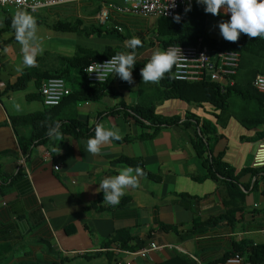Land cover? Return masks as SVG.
I'll use <instances>...</instances> for the list:
<instances>
[{
  "label": "crops",
  "instance_id": "crops-1",
  "mask_svg": "<svg viewBox=\"0 0 264 264\" xmlns=\"http://www.w3.org/2000/svg\"><path fill=\"white\" fill-rule=\"evenodd\" d=\"M120 6L121 0H78L40 9L38 12L52 17V24L68 22L81 33L69 32L73 34L70 45L55 36L53 39L52 24L50 30L38 24L43 51L34 66L53 71L59 66L56 57H71L75 47L97 53L106 47L129 52L124 44L133 36L143 41V47L136 50V61H149L155 50H163L160 41L148 40L153 28L155 33L157 18L119 13L116 7ZM100 8L107 12L104 29L118 28V34L85 36L90 28L100 26L95 18ZM150 19L153 26H149ZM7 36L1 34L0 43ZM0 51V264H221L236 245H264V168L239 175L229 188L220 180L204 178L205 167L192 143L199 135L198 126L189 120L183 127L181 117L190 113L215 127L210 154H221V161L234 170V175L250 168L259 142L254 135L263 131L264 125L246 130L235 115H219V110L209 104L164 99L161 81L143 82L142 65L133 74L134 83L113 75L94 99L88 91L81 92L78 84L73 93L65 82L71 94L56 107L54 118L59 117L62 123L76 121L91 129L103 123L118 128L122 136H135L149 133L153 127L146 123L140 127L127 108L151 104L156 115L179 116L176 124L161 127L149 139L112 141L97 156L86 151V138L68 135L55 140V144L60 143L55 151L49 145H31L23 153L19 146L31 128L12 127L9 118L46 110L37 96L43 80H31L22 90L4 91L20 75L17 67L28 66L22 64L17 41ZM256 75L264 76V53L238 56L233 84L251 85ZM70 78L78 80L74 72ZM248 106L241 105L246 116L252 109ZM218 115L224 116L219 118L221 124L215 118ZM121 157L141 159L144 169L159 180L142 175L138 187L125 190V204L101 201L88 208L101 193L97 192L101 181L126 166L117 161ZM116 233H122L121 240L127 239L126 249L112 240ZM149 243L164 247L144 258L116 252H132ZM240 256L246 262V253Z\"/></svg>",
  "mask_w": 264,
  "mask_h": 264
},
{
  "label": "trees",
  "instance_id": "trees-1",
  "mask_svg": "<svg viewBox=\"0 0 264 264\" xmlns=\"http://www.w3.org/2000/svg\"><path fill=\"white\" fill-rule=\"evenodd\" d=\"M190 6L191 11L187 12L185 20L180 21L179 23H176L174 20L170 19H156L155 35L157 37L164 38L159 42L162 49L166 45L190 46L195 43L196 39L201 38L203 43L207 45V48L210 52L227 50L236 52L239 56L243 54L257 56L264 53V39H250L244 34H241L240 39L237 43H231L225 41L223 38H217L209 35L206 28L209 22L227 21L230 19V16L224 14L213 16L211 14H208L204 11V6L197 4L196 2L191 3ZM15 11L16 10L14 9H8L7 11L0 10V36L1 34L8 35L6 39L1 40L0 48L2 49L16 42L15 33L13 28L11 27V21ZM33 16L36 17L38 24L42 23V19L37 17L35 14H33ZM50 27L56 31L75 32L78 34L81 33L78 30L77 26L71 25L68 22H59L56 24H52ZM111 32L114 34H118L115 29H113V31H110L104 29V25H102L90 28L87 33L85 32V36H100L101 34ZM139 48L140 47H138L136 50H138ZM117 52L121 51L119 49L111 47H106L101 53H97L94 50H86L76 47L71 57H56L59 66L53 71H44L39 69L37 66L22 69L15 82L13 84L7 85L4 91L22 90L25 87L26 83L31 80L40 82L46 78L56 77L63 79L65 82H68L71 85L73 93L77 91L73 88L74 85L78 84V86L80 85L79 90L81 92L88 91L92 99L97 98L99 95L97 91L104 87L109 80L102 85L87 86L84 84L83 86L84 81H82L83 76L80 75V70L90 62L101 61L105 58L115 55ZM147 62L148 61L137 60L136 65L133 68V74H135L136 70L139 69L142 65H145ZM72 72H74V74L78 76L77 81L70 78V74ZM81 85L82 88L80 89ZM161 87L162 98L164 99H179L186 103L192 104L206 103L211 105L215 110H219V115L227 111V100L229 96L233 95L235 97H238L240 101L244 103V105H252V107L248 106L252 109L247 116L245 115L244 117L237 119L244 128L250 130L264 125V94L256 92L251 85L239 87L233 84L232 86L224 87V91L220 92V89L218 88V85L216 83L176 82L173 81L171 73H169L161 80ZM55 109L56 107L46 108V110L42 112L28 113L22 116L9 118V123L12 127L29 126L31 128L29 136L24 142L20 143L19 146L23 153H25V150L26 152H28V149L31 145H49L50 148L52 150L54 149L53 151H55L60 143L57 142V144H55L57 139L50 140L51 138L47 136V131L48 126L53 125L56 122H58L60 125L59 131L61 132L62 137L68 135L72 138L84 137L88 139L94 136L95 127H93V129L81 127L79 123L71 120L67 121L66 123H62L59 120V117L54 118L53 113ZM127 111L130 113L129 115L132 117V120L140 127L143 126V123H146L153 128L149 133L140 132L135 136L124 135L123 139L119 141H113L115 143H129L134 140L149 139L153 137L161 127L171 126L173 124H176L180 120V117L175 115L167 117L156 115L154 113L153 105L151 104H136L132 107L127 108ZM111 112H113V109L109 111V113ZM123 113H125V111ZM219 115L215 117L218 121L220 120ZM181 118L184 119V121L181 123L183 127H186L188 125L189 120H192L196 124V126H198L199 135L193 139L192 143L196 156L200 159L202 166L205 167L206 173L204 175V178L220 180L221 183L224 184V186L229 188L232 186V183L237 181L239 175L245 173L254 174L256 173V170L262 169L251 167L244 168L234 175V170L221 161V154H218L214 157L210 154L215 142V127L208 120L198 119L190 113H185ZM254 139H264V130L255 133ZM117 161L124 163L126 166H139L143 170V176L152 181L159 180L157 176L149 173L144 169L142 161L139 158L136 159L121 157ZM19 175L20 174L18 173L15 176ZM103 195V192L99 193L95 201L91 203L88 208H94L97 203L104 201ZM127 201L128 199L126 197H121L120 202L116 205L125 204ZM101 209L102 208H99L98 210ZM121 239L122 233H116L112 236V240L118 241L121 249H126L125 242L127 239ZM234 253L238 255L246 253V262L250 264H259L260 262L264 261V245H257L254 247H248L245 245L244 247H242L236 245L234 251L229 255H232Z\"/></svg>",
  "mask_w": 264,
  "mask_h": 264
},
{
  "label": "clouds",
  "instance_id": "clouds-1",
  "mask_svg": "<svg viewBox=\"0 0 264 264\" xmlns=\"http://www.w3.org/2000/svg\"><path fill=\"white\" fill-rule=\"evenodd\" d=\"M170 3L172 8L176 7L175 0H171ZM196 3L203 5L204 11L213 16H219L221 10L225 15L230 14L229 20L221 21L218 24L219 33L225 41L237 43L241 34L250 39H264V0H196ZM184 11L185 13L191 11V6L186 7ZM173 20L179 23L181 16L177 14ZM11 27L14 30L15 39L20 45L22 64L28 67L34 66L37 56L43 51V41L38 35L39 26L36 17L22 8L17 9L12 18ZM124 47L131 51L117 52L103 64L94 62L86 72L96 73L99 82L114 73L122 81L129 84L134 83L133 68L136 65V49L143 47L142 40L138 36H133L125 41ZM235 53L231 52L220 56L232 58ZM202 57L204 56L202 55ZM188 61L190 60L185 57L179 46L166 50L157 49L141 69L140 75L145 83H159L172 72L174 67L177 70L185 68ZM17 71H22V69L18 66ZM59 128L58 122L49 125L47 136L62 140ZM121 139L123 136L118 128H109L105 127L103 123H97L94 136L86 141V151L94 156L100 155L103 146ZM142 175L143 170L139 166L135 168L124 166L118 169L117 175L105 177L99 184L97 192H103L104 203L116 205L125 195L126 189L139 186V178Z\"/></svg>",
  "mask_w": 264,
  "mask_h": 264
},
{
  "label": "built area",
  "instance_id": "built-area-1",
  "mask_svg": "<svg viewBox=\"0 0 264 264\" xmlns=\"http://www.w3.org/2000/svg\"><path fill=\"white\" fill-rule=\"evenodd\" d=\"M78 0H0V10L7 11L8 9H24L30 14H37L40 9L50 6L58 5L61 3L73 2ZM122 6L116 7V11L123 14H131L140 17H154L162 19L173 20L177 14L181 16V21L186 18L185 8L196 0H175L176 7H171V0H121ZM230 15V14H229ZM97 24L104 25L107 12L104 8H100L96 14ZM119 31V29H116ZM180 47L185 57L190 60L187 66L183 69L177 70L175 67L171 72L173 81L176 82H211L216 83L221 91L224 87L233 85V76L238 65V53L232 58H225L221 54H228L232 51H212L210 52L207 45L203 43L201 38L196 39L195 43L190 46L180 45H166L163 50L170 47ZM204 56L201 58V56ZM113 56V55H112ZM112 56L105 58L101 61H93L83 67L80 71L83 76L84 84L87 86H96L105 84L113 74H109L107 78L102 79L100 82L97 79L96 73H87L86 70L90 65L95 63L103 64ZM252 88L264 94V76L256 75L251 81ZM71 94V90L61 78L51 77L44 79L39 88L37 95L40 103L44 108L57 107L62 100ZM46 154V153H45ZM47 155V154H46ZM251 168H264V139L259 140L256 149L252 155ZM56 170L57 167L53 166ZM164 246H157L154 243H149L147 247L139 248L135 251L116 250L122 254H127L130 257L144 258L150 251L160 250ZM169 247V246H168ZM221 264H250L241 258L240 255L234 253L227 256Z\"/></svg>",
  "mask_w": 264,
  "mask_h": 264
},
{
  "label": "rangeland",
  "instance_id": "rangeland-1",
  "mask_svg": "<svg viewBox=\"0 0 264 264\" xmlns=\"http://www.w3.org/2000/svg\"><path fill=\"white\" fill-rule=\"evenodd\" d=\"M35 15L37 17H39L40 19H43V20H41L42 21L41 24L44 27H46L48 30H50L48 28V26L51 25L54 22V20L52 19V17H48L43 11L37 12V14H35ZM228 16H230V15H228ZM218 24H219V22H214V21H211V22H209L207 24L206 28H207V32H208L209 35H211L213 37H217V36L220 35L219 28H218ZM153 25H154V20L153 19H150L149 26H153ZM50 31L53 34V39H54V36H55V38L58 39V40H61V41L63 40V41H66L67 43L72 42V36H73L72 33H69V32H57V31L55 32L52 29ZM152 37H154L155 39H153ZM162 39H164V38L163 37H157L155 35L154 28H153V33H152V35H150V38L148 40H150V41L157 40V42H159ZM227 104H228V108H227V111L223 113L224 116H227V115L233 116V115H235L236 116L235 118L238 119V118L244 117L246 115L245 109L241 107V105H243L244 103L242 101H240V99H238L237 97H235L233 95L229 96V98L227 100ZM224 116H223V118H224ZM223 118L220 117V119H223ZM218 123L221 124L222 122L219 121Z\"/></svg>",
  "mask_w": 264,
  "mask_h": 264
}]
</instances>
